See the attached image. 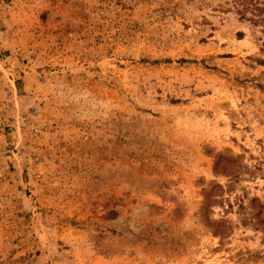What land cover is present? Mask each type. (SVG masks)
<instances>
[{"label": "rangeland", "instance_id": "obj_1", "mask_svg": "<svg viewBox=\"0 0 264 264\" xmlns=\"http://www.w3.org/2000/svg\"><path fill=\"white\" fill-rule=\"evenodd\" d=\"M239 7L0 0V264H264V23Z\"/></svg>", "mask_w": 264, "mask_h": 264}, {"label": "trees", "instance_id": "obj_2", "mask_svg": "<svg viewBox=\"0 0 264 264\" xmlns=\"http://www.w3.org/2000/svg\"><path fill=\"white\" fill-rule=\"evenodd\" d=\"M236 2L242 13L250 12L253 21L264 23V6L259 0H236Z\"/></svg>", "mask_w": 264, "mask_h": 264}]
</instances>
